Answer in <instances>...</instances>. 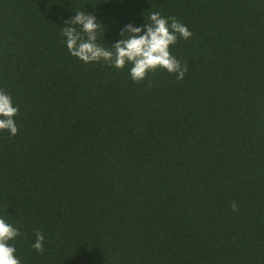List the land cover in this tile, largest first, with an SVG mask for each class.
<instances>
[{
	"label": "trees",
	"instance_id": "1",
	"mask_svg": "<svg viewBox=\"0 0 264 264\" xmlns=\"http://www.w3.org/2000/svg\"><path fill=\"white\" fill-rule=\"evenodd\" d=\"M76 11L105 48L175 16L183 80L72 56ZM0 89L19 108L0 217L22 264H264V0H0Z\"/></svg>",
	"mask_w": 264,
	"mask_h": 264
},
{
	"label": "clouds",
	"instance_id": "2",
	"mask_svg": "<svg viewBox=\"0 0 264 264\" xmlns=\"http://www.w3.org/2000/svg\"><path fill=\"white\" fill-rule=\"evenodd\" d=\"M101 25L96 16L84 11H76L74 16L65 20L62 35L66 38L69 53L84 63L103 61L107 66L120 70L130 65V78L136 83L147 80V87L152 85L149 74H155L159 69L175 74L178 81L183 80L188 66L182 64L171 49L179 39L188 40L193 33L175 16L165 17L159 12H152L143 25L128 23L120 30L121 38L110 48L97 43ZM18 112L12 97L0 89V131H7L12 136L18 134L15 122ZM231 207L233 211L238 210L235 201ZM20 236L19 228L0 217V264H22L16 255L15 245L10 243ZM35 237L31 246L42 254L45 236L37 231Z\"/></svg>",
	"mask_w": 264,
	"mask_h": 264
}]
</instances>
